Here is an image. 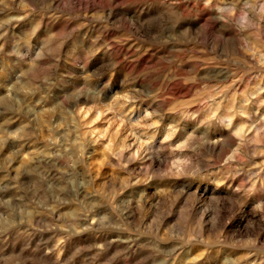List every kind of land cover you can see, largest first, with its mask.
<instances>
[{"label":"clouds","instance_id":"1","mask_svg":"<svg viewBox=\"0 0 264 264\" xmlns=\"http://www.w3.org/2000/svg\"><path fill=\"white\" fill-rule=\"evenodd\" d=\"M213 168L240 180L211 227L165 225L147 188L198 202ZM262 237L264 0H0V264H264Z\"/></svg>","mask_w":264,"mask_h":264},{"label":"rangeland","instance_id":"2","mask_svg":"<svg viewBox=\"0 0 264 264\" xmlns=\"http://www.w3.org/2000/svg\"><path fill=\"white\" fill-rule=\"evenodd\" d=\"M57 26H52L51 31H56ZM82 32H88V29H82ZM82 39V37H81ZM74 40L68 41L60 51V62L62 70L70 68L71 65L77 60L82 59L84 55V49L79 46ZM90 43V42H85ZM136 55L138 58L134 63H129L124 59L125 56ZM121 70L124 72H137L144 70L149 64H154L157 59L155 50L148 52L144 55H139L135 53L133 49L131 52L127 48L121 50ZM121 75L118 73L115 77L114 87H118ZM169 95L173 98L187 97L191 95L188 88H184L179 84L173 85L169 90ZM220 179L218 169H210L207 175L198 181H195L191 185L192 191L199 189L196 192V199L191 197V193H185L184 195L178 196L177 198L168 200L162 196L155 195V187H148V196L151 197L150 205H157L161 212V219L164 221L165 225L176 224L184 225L186 223H192L193 226H197L200 223V217L203 216V227L205 230L211 227L213 223V218L218 215L219 209L210 202L211 196H216L220 193H228L231 191V187H234L239 183L240 178L236 181L228 180L223 188L217 189L215 181ZM231 186V187H230ZM146 186H137L135 190H130L135 193L142 191ZM159 202V204H158ZM151 214H149V219H151ZM241 224L240 219L235 220L232 224L228 225L225 229L226 233H230L233 229ZM146 239V238H142ZM264 239V237H262ZM82 243L84 241H76ZM199 249H194L192 254L195 255L196 251ZM228 249L225 248H214L205 258L204 261H200L199 264H219V260L228 253Z\"/></svg>","mask_w":264,"mask_h":264}]
</instances>
